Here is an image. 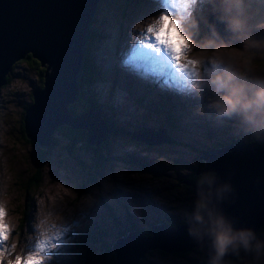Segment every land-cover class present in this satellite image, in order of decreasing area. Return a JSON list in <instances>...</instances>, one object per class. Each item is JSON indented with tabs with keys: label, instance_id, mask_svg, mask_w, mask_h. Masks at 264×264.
Wrapping results in <instances>:
<instances>
[{
	"label": "rangeland",
	"instance_id": "rangeland-1",
	"mask_svg": "<svg viewBox=\"0 0 264 264\" xmlns=\"http://www.w3.org/2000/svg\"><path fill=\"white\" fill-rule=\"evenodd\" d=\"M245 20L254 27L250 46L244 38V33H249L243 28ZM90 21L95 29L93 36L102 47L94 60L99 78L93 82L102 103L101 110L97 107L100 113L121 124L124 132L128 127L134 129L135 123L168 128L170 121L174 141L167 142L161 128L151 133L135 131L118 138L111 152L106 148L109 162H95L103 159L98 155L99 148L91 160L82 156L90 173H81L60 148H54L42 167L38 190L26 196L17 175L19 167L32 164L31 147L18 137L19 132H13V136L9 133L13 127L18 128L32 67L15 59L8 82L0 85V232L4 235V231H10L19 252L13 245L7 251L0 249V264H70V255L65 258L58 235L65 222L56 225L53 220L78 216L101 193L106 195V204L112 206L113 217H108L103 208L98 211L100 217H93L105 220L107 240H114L111 245L133 235V222L144 233L149 222L171 224L186 218L201 205L188 187H176L174 174L183 178L185 171L192 169L190 166L200 160L194 157L198 149L216 141L247 142L254 131L256 134L252 129L264 124V0H99L87 24ZM148 32L154 35L153 40L146 37ZM134 42L144 51L152 48L167 60L169 75L158 73L138 81L142 73L129 70L128 59L135 56L126 51ZM148 65L153 64L144 60L140 67L146 69ZM177 72L178 80L174 77ZM189 86L193 90L186 88ZM161 87L166 89L164 94ZM107 106L115 114L111 116ZM153 137L162 140L156 142ZM148 144L154 147H146ZM133 156L143 159L138 162ZM173 157L187 165H177ZM150 168L154 171L147 170ZM25 206L27 220L20 227ZM1 248L7 246L2 244ZM98 250L91 253L96 257L93 264L106 263L108 249ZM151 251L142 255L143 261L192 264L199 257L194 249L181 253ZM221 264H264V227L242 245L236 258Z\"/></svg>",
	"mask_w": 264,
	"mask_h": 264
},
{
	"label": "water",
	"instance_id": "water-1",
	"mask_svg": "<svg viewBox=\"0 0 264 264\" xmlns=\"http://www.w3.org/2000/svg\"><path fill=\"white\" fill-rule=\"evenodd\" d=\"M97 1L0 0V85L15 59L28 52L34 64L22 99L21 134L40 146L47 147L50 134L59 132L90 145L102 139L104 123L91 106L65 111L82 23ZM235 43L240 46L238 39ZM256 134L248 142L203 149L196 172L211 170V176L182 180L191 185L201 207L184 222L151 223L148 234L130 230L132 236L111 245L112 264H138L151 249L185 252L194 247L201 249L202 260L195 264H216L249 241L264 223V130ZM219 240L226 241L224 247L216 246Z\"/></svg>",
	"mask_w": 264,
	"mask_h": 264
},
{
	"label": "trees",
	"instance_id": "trees-1",
	"mask_svg": "<svg viewBox=\"0 0 264 264\" xmlns=\"http://www.w3.org/2000/svg\"><path fill=\"white\" fill-rule=\"evenodd\" d=\"M94 17V16H93ZM96 17V15H95ZM93 19V18H92ZM87 33H85L84 36V45L82 48V55L80 59V64H81V72L78 77V89L79 91L76 93L74 99H70L69 102H67L66 105V110H73V109H78V108H83V107H88L91 106L96 113L97 117L103 121L104 123V131L101 136L103 138L96 144L90 145L88 144L89 142L85 143L65 132H59L55 134H51L50 136V144L47 147L40 146L38 144V141L25 136L21 134V121H22V111H21V116L18 122V128L10 130L9 135L13 136V132H19L18 137L23 139L24 141L29 143V146L31 147V163L32 164H27L26 167H19L18 171V182L21 184L22 189L24 190V193L26 196H29L30 194L32 195L36 190H38L39 183L41 181L42 177V167H44V162L48 158L50 152L54 148H60L61 153L64 157L70 158L73 162V164L76 166V168L81 172V173H90L88 166L86 162L82 161V156H86L90 160L92 159V155L94 154V151L96 148H99L98 155L103 156V159H99L95 162L99 161H108L106 148L108 147L110 152H111V146L114 142H117L118 138H123V137H128L131 133H134L135 131H148L149 129L143 125V127H140V124L135 125L132 124L135 128L134 129H127V131L120 130V127L122 126L121 124H117L113 119L110 118L105 112H101L98 110V108L101 110V101L98 100V93L94 89V81L97 80L99 77L98 71H97V66L95 64H92L89 58V48L93 45L94 42L97 41V39L94 38L93 34L95 32V29H93V24H91V21L89 22L87 26ZM17 62H27L31 67H33V60L28 54V52L24 55L23 58L19 59L16 61ZM15 64V63H13ZM12 68V67H11ZM10 73V72H9ZM9 73L5 74V82H8L9 79ZM3 84V85H4ZM111 99V97H110ZM109 99V102H110ZM112 100V99H111ZM140 106H144L140 104ZM98 107V108H97ZM107 108L112 111L109 106ZM115 114V112L112 111L111 116ZM169 124L165 127L166 133L169 136L170 140H173V135L172 131L170 130L173 125H171L170 121ZM259 124V123H258ZM258 124L256 127L252 130H258L256 129L258 127ZM106 125V126H105ZM175 126V125H174ZM110 129V130H106ZM170 128V129H169ZM119 129V130H118ZM264 130V124L260 125V128ZM106 131H108L106 133ZM125 133V135L121 136L120 134ZM255 131L253 132V137L257 136L255 134ZM120 135L118 137H114ZM61 139V140H60ZM59 140V141H58ZM169 140V142H170ZM174 141V140H173ZM172 141V143H173ZM135 143V141H130ZM230 141L226 142H220L216 141L214 145L211 146H218L222 144H226ZM31 144V145H30ZM188 144V143H187ZM146 147H152L150 145H145ZM170 144L167 145L166 150H169ZM186 146V145H185ZM180 148V147H179ZM203 149H198L196 151V155L194 156L195 158H198V154L201 153ZM104 152V153H103ZM107 153V154H106ZM123 154V153H121ZM133 159L136 160L137 156H133ZM143 157H140V160L137 159L136 161L141 162ZM177 165H184L186 166L187 163H180L178 160H176L174 157L171 158ZM195 160V159H194ZM92 162V161H91ZM203 161L200 159L198 161H195V164L190 166L192 169H188V171H185L184 174V179H188L189 181L192 182H200L202 181L200 173H197L202 166ZM96 163H93V165ZM142 164H145V160L142 162ZM87 166V167H85ZM85 167V168H84ZM145 168V167H142ZM85 169V171H84ZM148 171L153 170L152 168L147 169ZM195 170V171H194ZM178 171H176L177 173ZM151 174H156L155 172H151ZM85 175V174H84ZM175 179H172V182L176 184V187L178 186H184L188 187L189 189L192 188L190 184L187 183H182L183 178L176 177L174 174ZM84 189V188H83ZM100 195L106 196L104 193H101ZM98 196L94 199V207L101 205L103 203L102 197ZM104 200V199H103ZM199 204V202H198ZM26 211H23V219L20 220L19 226H22V221H26L27 218H25V215L27 212L28 207L25 206ZM92 208L84 207L80 212V221L81 223H78L76 221H70L69 225L63 227L60 231L59 238L62 241V247L65 250V258L66 256L70 255L71 258V263L70 264H75L77 261L78 263L82 262L83 264H93L96 261V257L93 256L91 253L98 250L100 248L102 251L105 249H108V252L106 254L108 255V259L106 263H100V264H112L111 260V244L113 243V238L111 240H107V227L103 226L105 223V220H97L96 217H93V219L88 222L87 224L83 223L85 222L86 217L92 212ZM174 215L168 216V218H173ZM186 218L181 219L182 222H184ZM174 222H171L173 224ZM150 224V223H148ZM137 225L133 222V228L135 229ZM151 226L149 225L147 228H150ZM262 227H264V223L257 229V231L252 235L254 236ZM20 229V228H19ZM15 232V230L13 231ZM143 233V232H142ZM121 234V233H120ZM144 234H148L147 232L144 231ZM248 242V241H247ZM246 242V243H247ZM226 241L225 240H219L216 243L217 247H224ZM245 243V244H246ZM67 246V247H66ZM98 247V248H97ZM195 251L199 253V257H197L198 262H202L201 260V249L200 248H193ZM242 249V246L237 248L236 251L230 252L228 255H226L224 258L219 260L216 264H221L224 260L226 259H233L236 258L238 254H240ZM152 250V249H151ZM148 250V251H151ZM157 251L161 253H167L169 251H165L163 249H156ZM192 250V249H191ZM146 251V252H148ZM100 251L98 250L97 253ZM152 252V251H151ZM181 253L180 251H171V253ZM186 252V251H185ZM107 258V257H106ZM153 264L150 262L143 261V258L141 257L138 264ZM194 264V263H192Z\"/></svg>",
	"mask_w": 264,
	"mask_h": 264
},
{
	"label": "bare ground",
	"instance_id": "bare-ground-1",
	"mask_svg": "<svg viewBox=\"0 0 264 264\" xmlns=\"http://www.w3.org/2000/svg\"><path fill=\"white\" fill-rule=\"evenodd\" d=\"M98 2H99V0L96 2V4L94 5V7L92 8V10L90 11V13L87 15V20H89L90 18H91V16L95 13V11H96V7H97V5H98ZM176 3V2H175ZM165 6H166V4H165ZM187 7V6H186ZM192 7V6H191ZM204 7V6H203ZM209 7V6H208ZM179 11V10H178ZM222 12H223V10H222ZM181 13H182V11H181ZM187 16V15H186ZM197 16V15H196ZM241 19V18H240ZM145 20V19H144ZM143 21V20H142ZM202 21V20H201ZM146 22V21H145ZM245 27V29L244 30H246V31H249V33H248V35H245V33H244V38H245V41L248 43V45L250 46V43H253V41L251 40V39H253V29H254V27L252 26H250V23L247 21V20H245V23H244V26H243V28ZM250 27H251V29H250ZM214 29H213V31H216L217 29L215 28V26L213 27ZM86 29H87V22H83L82 23V27H81V32H80V37H79V41H78V46H77V51H76V56H75V60H74V65H73V70H72V74H71V79H70V84H69V88H68V93H67V95L68 96H73L74 94L76 95V93H75V88H76V80H77V75H78V72H79V69H80V58H81V47H82V45H83V42H84V34H85V32H86ZM130 29V28H129ZM133 30V29H132ZM141 30V29H140ZM146 30V29H145ZM129 35V34H128ZM148 36V39H150V40H153V38H154V35H152V34H150V32H148V33H146V37ZM156 42V41H155ZM155 44V43H154ZM147 47V46H146ZM145 47V48H146ZM152 49V48H151ZM144 50V49H143ZM165 54V53H164ZM160 55V54H159ZM213 57V56H212ZM230 57V56H229ZM170 58V57H169ZM215 58V57H214ZM213 59V58H212ZM212 59H211V61H212ZM167 61V60H166ZM211 61H210V63H211ZM216 61V60H215ZM214 61V62H215ZM220 62V61H219ZM216 63V62H215ZM214 63V64H215ZM220 64V63H219ZM216 65V64H215ZM217 66H219V65H217ZM221 66V65H220ZM219 66V67H220ZM171 67V66H170ZM222 68H223V70H224V65L222 66ZM172 69H173V67H172ZM222 70V69H221ZM176 71H179V69H176ZM170 72L172 73L173 72V70H170ZM226 72V71H225ZM222 73H223V71H222ZM180 74V73H179ZM171 75V74H170ZM175 78H177L178 79V72L177 73H175V76H174ZM186 79V78H185ZM172 90H170V93H172L171 92ZM60 104H62V102H60ZM92 114L94 115V116H96L97 117V114L95 113V111L94 110H92ZM98 118V117H97ZM103 125V124H102ZM103 129H104V126H103ZM146 141V140H145ZM165 142V141H164ZM3 227V226H2Z\"/></svg>",
	"mask_w": 264,
	"mask_h": 264
},
{
	"label": "clouds",
	"instance_id": "clouds-1",
	"mask_svg": "<svg viewBox=\"0 0 264 264\" xmlns=\"http://www.w3.org/2000/svg\"><path fill=\"white\" fill-rule=\"evenodd\" d=\"M89 24V23H88ZM88 24H87V26H88ZM86 31H87V29H86ZM85 33H87V32H85ZM84 36H85V34H84ZM239 38V37H238ZM239 40V42H240V39H238ZM135 43H138V42H134L133 44H130L129 46H128V48L129 47H132ZM83 45H84V42H83ZM83 45H82V47H81V55H82V48H83ZM240 46H241V43H240ZM240 46H237V47H240ZM102 47H101V45L96 41V42H94L93 43V45L89 48V51H88V54H89V58H90V61L92 62V64H94V60H96V56H97V51H99L100 49H101ZM127 48V49H128ZM127 49H126V51H127ZM136 49H142V47L141 46H139L138 48H136ZM150 50H152V51H155V50H153V49H151V48H149ZM94 53V54H93ZM81 59V58H80ZM96 66L98 65V64H95ZM140 66H141V61H140V58L139 57H135V59H134V61H133V64L132 65H130L129 63H128V68H129V70L130 71H132V69H138V68H140ZM97 71H98V66H97ZM167 71V70H166ZM80 72H81V64H80V69H79V72H78V75H77V80H76V85L78 86V83H77V81H78V77H79V75H80ZM98 75H99V72H98ZM169 74H167L166 76H168ZM99 78V77H98ZM98 78H97V80H96V82L98 81ZM178 80V79H177ZM7 83V82H6ZM5 83V84H6ZM4 84V83H3ZM2 84V85H3ZM1 85V86H2ZM0 86V87H1ZM162 89H161V93H165V91H166V89L164 88V87H161ZM168 94V93H167ZM163 124H158L156 127H158V126H160L161 128H162V130H163V134L164 133H166V130H165V125L164 126H162ZM104 126V125H103ZM147 128L148 127H151V128H154V127H152V126H147V125H145ZM259 129V128H258ZM144 132H147V133H151V132H154V131H152V130H148V131H144ZM50 136H51V134H50ZM167 142H169V140H166ZM173 140H170V142H172ZM98 143V142H97ZM49 144H50V141H49ZM48 144V145H49ZM160 144H167V143H160ZM149 145V144H148ZM150 146H152V147H154V145H150ZM211 146V145H210ZM209 147V146H208ZM158 174V173H157ZM101 197H102V201H103V203L101 204V205H98V206H96V207H94V200H93V204H92V206L90 207V208H92L93 207V210H92V212L86 217V219H85V222H83V223H85V224H87V220H88V222H89V220L93 217V216H98V217H100L101 216V213L100 212H98L99 211V209L100 208H103L104 210H106L107 212H108V217H110V218H112L113 217V214H112V210H111V207L112 206H110L109 204H106L107 203V201H104L103 199H104V196H102V195H100ZM80 215V214H79ZM102 217L104 218L105 216L104 215H102ZM101 220V219H100ZM179 221H181V220H179ZM79 222L81 223V221H80V216H79ZM161 222H163V221H161ZM150 223V222H149ZM154 223V222H153ZM151 224V223H150ZM175 224V222L173 223V224H169V225H174ZM135 229H137V228H135ZM139 230V229H138ZM147 230V229H146ZM140 231V230H139ZM142 232V231H141ZM245 245V244H244ZM196 262H194V264H195Z\"/></svg>",
	"mask_w": 264,
	"mask_h": 264
}]
</instances>
